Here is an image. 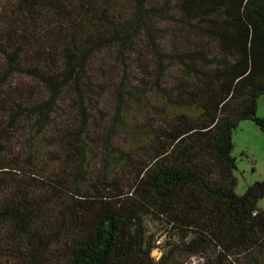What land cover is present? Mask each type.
Instances as JSON below:
<instances>
[{"label": "trees", "instance_id": "1", "mask_svg": "<svg viewBox=\"0 0 264 264\" xmlns=\"http://www.w3.org/2000/svg\"><path fill=\"white\" fill-rule=\"evenodd\" d=\"M262 97L264 0H0V264H264Z\"/></svg>", "mask_w": 264, "mask_h": 264}, {"label": "rangeland", "instance_id": "2", "mask_svg": "<svg viewBox=\"0 0 264 264\" xmlns=\"http://www.w3.org/2000/svg\"><path fill=\"white\" fill-rule=\"evenodd\" d=\"M258 116L264 117V97L259 100ZM234 142L240 169L236 191L238 194H244L249 185L264 181V132L252 122H243L234 133ZM259 204L264 207V200ZM190 264L199 262L193 260Z\"/></svg>", "mask_w": 264, "mask_h": 264}]
</instances>
